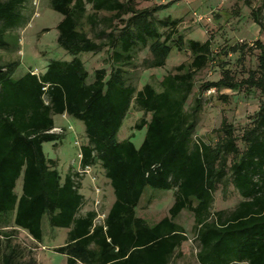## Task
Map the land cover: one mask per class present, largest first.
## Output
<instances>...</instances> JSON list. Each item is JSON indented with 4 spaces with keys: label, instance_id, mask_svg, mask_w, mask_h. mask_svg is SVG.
<instances>
[{
    "label": "trees",
    "instance_id": "trees-1",
    "mask_svg": "<svg viewBox=\"0 0 264 264\" xmlns=\"http://www.w3.org/2000/svg\"><path fill=\"white\" fill-rule=\"evenodd\" d=\"M174 1L137 8L135 0H49L62 16L56 42L71 58L51 59L43 73L28 70L19 77L14 76L18 61L0 64V220L10 217L15 228L38 243L44 218L51 229H65V242L53 248L65 264H170L188 240L176 222L183 210L193 216L198 264H264V99L240 134L222 117L214 142L193 138L204 92L259 91L264 96V43L225 45L215 52L211 38L189 39L188 62L160 76L156 86L146 82L137 89L127 77L136 50L147 49L143 67L156 69L173 48L181 52L185 47L179 20L155 17ZM251 1L245 0L248 6ZM25 2L0 0V48L17 41L10 34L21 24ZM263 7L264 0L250 8L260 29ZM84 25L90 30L102 25L96 38L104 40L88 37ZM102 48L108 70L94 69L88 81L80 55ZM253 50L257 67L239 79L229 61L217 56L233 54L243 68ZM211 65L218 67L219 78L196 87V74ZM133 107L142 115L132 128L145 129L138 147L131 136L117 138ZM55 115L83 124L86 142L79 147V166L98 165L112 189L114 201L102 222H96L94 210L81 211V175L61 176L57 160L43 152L44 143L55 145L63 138L52 131ZM228 186L241 200L228 211H211L214 193ZM146 188L173 191L167 215L150 224L135 212ZM15 258L8 246L0 264H20Z\"/></svg>",
    "mask_w": 264,
    "mask_h": 264
},
{
    "label": "rangeland",
    "instance_id": "rangeland-1",
    "mask_svg": "<svg viewBox=\"0 0 264 264\" xmlns=\"http://www.w3.org/2000/svg\"><path fill=\"white\" fill-rule=\"evenodd\" d=\"M124 1V0H123ZM137 8L150 7L154 4L168 3L171 0H135ZM262 0H252L248 6L245 0H178L171 2L168 6L159 9L155 17L164 19H178V30L182 34L185 47L183 51L178 52L172 49L167 57L166 63L161 68L145 69L142 61L149 57L147 49H138L135 52L134 65L127 67L128 82L137 89L150 82L156 86V80L168 71H171L176 65L182 62H188L191 58L187 49L189 39L204 41L207 38L212 39V49L218 52L225 45H235L237 43H248L252 45L254 41L260 40L264 43V28L253 21L250 8H256ZM23 19L21 24L11 32L13 39L12 46L9 48H0V64L11 61H18L14 76L19 77L24 72L31 70L35 74H41L45 71L47 62L51 59L69 60L71 57L58 46L56 42L57 30L56 24L60 21L61 15L49 6V0H26L22 9ZM214 15H216L214 17ZM264 23V7L262 9ZM102 25L90 30L88 25L82 28L86 31L88 37L97 41H103V38H96V33ZM162 30V29H161ZM107 51L102 48L97 53H82V59L86 70L89 72L88 81L91 80L92 71L96 68L105 67L108 70ZM222 60L229 61L233 71H236L237 78L243 77L247 70L256 69L258 51L253 50L244 57L243 68L236 64L235 55L228 56L217 55ZM220 76L219 69L215 65L208 66L198 72L195 76L197 87L203 81L217 80ZM196 90H193L188 100L187 108L193 105V97ZM221 95L225 99L220 98ZM264 99L263 94L255 91L246 94L243 91L234 92L223 89L216 92L211 89L202 94L201 110L197 114V125L194 139H201L204 142H214L216 132L221 118L225 117L228 122L236 128V134H240L249 124V117L259 107ZM142 112L133 107L126 116L118 132L119 140L131 136V141L136 147L140 145L144 137L145 129L134 130V123L140 118ZM54 129L55 133L63 136L58 144L44 143L43 152L49 158L57 160V167L64 176L65 173L78 170L79 147L86 142L83 133V124L66 115H55ZM240 149L242 144L239 141ZM230 158H228V162ZM91 170V169H90ZM89 170L88 183L85 185L86 208H90L97 213L96 222H102L109 206L114 201L112 189L105 180L101 168L96 165L94 170ZM20 188V181L17 185V191ZM172 190H152L146 188L135 208L136 215L147 222L154 223L167 215L169 207L173 204ZM241 200L238 192L233 186H228L225 192L219 188L214 193V199L211 211L230 210ZM176 222L181 224L187 234L188 240L183 244L180 254L174 256L170 264H198L195 254L197 252V243L193 234V216L190 212L181 211L176 218ZM42 241H34L25 231L15 228L10 217L0 220V255L9 248L16 251V260L20 264L33 262V264H65V257L53 251V248L62 245L65 242V229H51L48 227L46 219L42 220Z\"/></svg>",
    "mask_w": 264,
    "mask_h": 264
},
{
    "label": "crops",
    "instance_id": "crops-1",
    "mask_svg": "<svg viewBox=\"0 0 264 264\" xmlns=\"http://www.w3.org/2000/svg\"><path fill=\"white\" fill-rule=\"evenodd\" d=\"M77 164L79 166V160H78V163ZM90 169L91 170H94V167L91 166ZM71 171H73V170L71 169ZM73 172H78L79 173V176L81 175V178H80V185L81 186H80V190L79 191L83 195V198H84L83 207H82L81 211L82 212H85L87 210H91L90 208H86V206H87L86 205V196H87V194L85 195V192H86L85 185H87V183H88L87 179H88L89 173H81V170L80 171L75 170ZM89 178H90V176H89ZM238 264H246V263H238Z\"/></svg>",
    "mask_w": 264,
    "mask_h": 264
},
{
    "label": "built area",
    "instance_id": "built-area-1",
    "mask_svg": "<svg viewBox=\"0 0 264 264\" xmlns=\"http://www.w3.org/2000/svg\"><path fill=\"white\" fill-rule=\"evenodd\" d=\"M89 170H90V167H85L83 170H81V173H89Z\"/></svg>",
    "mask_w": 264,
    "mask_h": 264
},
{
    "label": "clouds",
    "instance_id": "clouds-1",
    "mask_svg": "<svg viewBox=\"0 0 264 264\" xmlns=\"http://www.w3.org/2000/svg\"><path fill=\"white\" fill-rule=\"evenodd\" d=\"M80 155V154H79Z\"/></svg>",
    "mask_w": 264,
    "mask_h": 264
}]
</instances>
